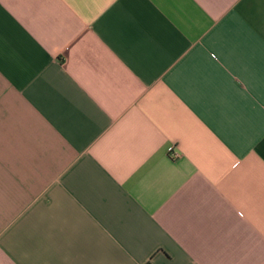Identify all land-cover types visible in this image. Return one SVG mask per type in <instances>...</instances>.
<instances>
[{
  "label": "crops",
  "instance_id": "crops-1",
  "mask_svg": "<svg viewBox=\"0 0 264 264\" xmlns=\"http://www.w3.org/2000/svg\"><path fill=\"white\" fill-rule=\"evenodd\" d=\"M0 264H264V0H0Z\"/></svg>",
  "mask_w": 264,
  "mask_h": 264
},
{
  "label": "built area",
  "instance_id": "built-area-1",
  "mask_svg": "<svg viewBox=\"0 0 264 264\" xmlns=\"http://www.w3.org/2000/svg\"><path fill=\"white\" fill-rule=\"evenodd\" d=\"M169 153H170L171 157L178 156L177 153L174 151V147L169 148Z\"/></svg>",
  "mask_w": 264,
  "mask_h": 264
}]
</instances>
